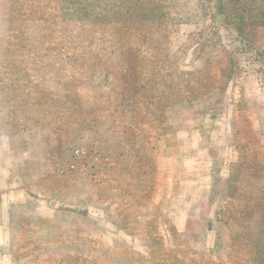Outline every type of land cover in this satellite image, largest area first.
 <instances>
[{
  "label": "rangeland",
  "instance_id": "obj_1",
  "mask_svg": "<svg viewBox=\"0 0 264 264\" xmlns=\"http://www.w3.org/2000/svg\"><path fill=\"white\" fill-rule=\"evenodd\" d=\"M165 1L0 0V264H264V0Z\"/></svg>",
  "mask_w": 264,
  "mask_h": 264
},
{
  "label": "trees",
  "instance_id": "obj_2",
  "mask_svg": "<svg viewBox=\"0 0 264 264\" xmlns=\"http://www.w3.org/2000/svg\"><path fill=\"white\" fill-rule=\"evenodd\" d=\"M155 1L156 4L154 3L151 4L152 7L150 8V10L152 12L167 10L168 6H169V10H171L170 5L166 3L165 0L162 1L160 0L158 2L157 0ZM168 1L172 3V7L173 5L176 4L174 0H168ZM208 2L210 9L211 26L213 29L218 30L222 27H227L232 29L235 24L239 22L244 23L243 18L238 14H236L237 12H235L236 10L234 5L236 3V0H208ZM248 44L252 47V44L250 43ZM257 55L258 57L261 56L262 62L264 63V51H259Z\"/></svg>",
  "mask_w": 264,
  "mask_h": 264
},
{
  "label": "built area",
  "instance_id": "obj_3",
  "mask_svg": "<svg viewBox=\"0 0 264 264\" xmlns=\"http://www.w3.org/2000/svg\"><path fill=\"white\" fill-rule=\"evenodd\" d=\"M100 159V154L96 151H91L90 149L81 146L73 150L72 158L66 163L64 171L67 174L74 173L76 171H83L86 168V163H98Z\"/></svg>",
  "mask_w": 264,
  "mask_h": 264
}]
</instances>
